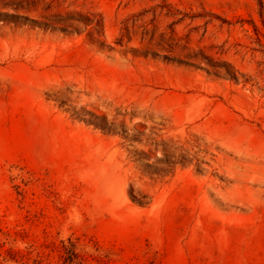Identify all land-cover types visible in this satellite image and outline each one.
<instances>
[{
  "label": "rangeland",
  "instance_id": "obj_1",
  "mask_svg": "<svg viewBox=\"0 0 264 264\" xmlns=\"http://www.w3.org/2000/svg\"><path fill=\"white\" fill-rule=\"evenodd\" d=\"M0 264H264V0H0Z\"/></svg>",
  "mask_w": 264,
  "mask_h": 264
}]
</instances>
